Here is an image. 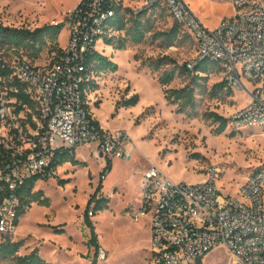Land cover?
Wrapping results in <instances>:
<instances>
[{"label": "built area", "instance_id": "built-area-1", "mask_svg": "<svg viewBox=\"0 0 264 264\" xmlns=\"http://www.w3.org/2000/svg\"><path fill=\"white\" fill-rule=\"evenodd\" d=\"M231 1L234 14L210 28L187 0H81L82 8L78 4L64 20L69 35L56 62L39 65L22 51L6 62L10 81L20 84L31 104L11 95L18 87L9 88L0 76L1 237L18 226L19 189L31 178L53 177L63 152L87 146L100 159L133 157L127 132L97 125L83 96V83L94 78L85 57L106 32L109 2L135 14L164 6L194 42L188 69L213 63L227 88L248 95L228 119L232 130L264 127V0ZM141 217L151 219L152 264H204L203 257L219 248L234 256V264H264V169L254 171L237 194L222 195L213 171L197 183H177L151 164L134 212L135 221ZM98 256L106 258L102 249Z\"/></svg>", "mask_w": 264, "mask_h": 264}, {"label": "rangeland", "instance_id": "rangeland-1", "mask_svg": "<svg viewBox=\"0 0 264 264\" xmlns=\"http://www.w3.org/2000/svg\"><path fill=\"white\" fill-rule=\"evenodd\" d=\"M80 1L0 0V22L29 29L62 22ZM187 1L210 28L234 13L231 0ZM150 14L154 31L143 43L115 49L99 41L98 48L119 68L115 73H96L94 82L98 88L87 89L88 94L96 97L86 95L94 105L98 101V107L102 102L96 116L105 130L127 132L133 148L132 159L115 158L112 171L103 179L101 173L107 160L98 158L90 147L84 146L73 150L81 165L69 162L58 167L53 177L38 180L34 190L43 191L51 204L33 203L10 235L13 241H24L21 255L38 249L40 256L51 264H92L95 248L90 245L92 232L85 221V210L90 196L102 182L101 194L109 198V208L94 216L89 214L100 249L106 255L105 259L98 256L97 264H152L151 219L134 220L145 168L154 164L177 183H197L213 171L222 195L237 194L240 185L254 171L264 169V127L237 132L228 123L224 133L216 134L217 125L203 117L205 112L213 111L229 119L236 109L248 103V95L243 91L227 95L224 90L219 97L211 96V88L222 79L216 69L209 74L208 91L198 96L200 116L189 118L179 114L176 106L168 103L158 78L173 65L165 64L160 71H153L148 65L162 58L182 65L194 58L196 48L191 38H184L181 28L178 40L167 46L163 33L175 24L173 17L161 8L153 9ZM68 35L65 25L58 47L66 46ZM54 48L49 44L35 62L53 63ZM15 55L14 51L6 50L3 59L10 63ZM188 82L185 76H177L169 87L180 88ZM134 95L139 96L136 106L118 105ZM61 179L68 182L62 184ZM202 261L234 264L235 258L219 248ZM0 264H9V261L3 260Z\"/></svg>", "mask_w": 264, "mask_h": 264}, {"label": "trees", "instance_id": "trees-1", "mask_svg": "<svg viewBox=\"0 0 264 264\" xmlns=\"http://www.w3.org/2000/svg\"><path fill=\"white\" fill-rule=\"evenodd\" d=\"M84 5V2L79 4V10ZM108 8L113 10V15L107 20L108 27L106 32L102 35L101 40L104 45H111L115 49H124L128 44H141L146 39L149 33L153 32L151 11L155 8L166 9L164 6L157 4L150 10L141 11L135 14L130 7H122V3L109 2ZM167 10V9H166ZM66 25V21L57 24H45L35 29L25 27H12L4 25L0 22V76L6 78L7 86L18 87V92L10 91L13 96H18V99L23 103L31 104L23 88L17 81H10L11 70L7 66L4 58V51L12 50L15 54L22 51L32 61L36 59L48 48L49 44L55 46L56 62L63 52L62 47L57 46L58 38L61 34L62 28ZM181 26L175 22L173 27L163 33L166 39L167 46H172L181 35ZM182 29V28H181ZM184 38L190 39L187 33H184ZM168 61V62H167ZM53 62V63H54ZM165 64L173 65L171 68L164 70L159 76L158 80L163 87L165 97L170 105L176 106V112L185 114L189 118L198 117L201 115L198 109L199 95L203 96L208 91L209 74L215 69V64L210 62H200L193 71L189 70L187 64H177L172 60L165 58L152 61L148 67L153 71H160ZM85 65L87 71L93 73L94 78L86 81L82 85L83 96L86 101L87 89H96L98 84L94 82L96 73H115L119 66L110 57L104 55L99 49H95L85 57ZM177 76H185L189 82L180 88H170L169 85L175 80ZM224 90H227V95H232L234 92L227 88L225 81L216 83L210 90L212 97H219ZM139 102V96L134 95L129 99H125L118 103L126 107L136 106ZM98 101L96 102V104ZM98 107V105H96ZM87 108L92 114L91 106L87 103ZM207 120L217 125L216 134L225 132L228 126V118L218 114L217 112L207 111L203 114ZM97 125L99 122L94 118ZM71 162L74 166L81 165L82 162L75 158L72 151L63 152L57 159L55 166H59ZM112 170V160L108 159L107 164L101 173L103 179L106 178ZM257 171V170H256ZM45 180L48 178H44ZM40 180L39 177L29 179L25 185L19 189V196L21 198V207L18 211L17 225L20 219L26 214L27 210L33 203L49 206L51 199L47 197L43 191H35L36 183ZM68 181L61 179L60 183L64 184ZM102 182L99 183L95 192L90 196L85 210V221L88 227L91 228L90 245L95 248L94 260L92 264H97L100 245L97 235L94 230V224L89 217V214L95 215L97 212L109 208V198L101 194L103 190ZM5 192H0V203ZM24 246L23 240L13 241L9 236H0V261L7 260L9 264H51L40 256L39 250L34 249L30 253L21 255L20 250ZM197 264H201L198 261Z\"/></svg>", "mask_w": 264, "mask_h": 264}, {"label": "crops", "instance_id": "crops-1", "mask_svg": "<svg viewBox=\"0 0 264 264\" xmlns=\"http://www.w3.org/2000/svg\"><path fill=\"white\" fill-rule=\"evenodd\" d=\"M234 14V13H233ZM231 17V16H230ZM103 44V43H102ZM99 49V48H98ZM100 50V49H99ZM101 51V50H100ZM87 96H89V98H95L96 97V94H92V95H90V94H88L87 93ZM86 99H87V103L91 106V111H92V114H93V117L99 122V124H100V126L102 127V124H101V122H100V120L98 119V117L96 116V110H97V107L94 105V101L93 102H90V101H88V98L86 97ZM90 100V99H89ZM97 102V101H96ZM95 102V103H96ZM117 103V101H113V105H115ZM101 105H102V102L100 103V106L99 107H101ZM98 107V108H99ZM80 148H82V147H79L78 149H80ZM69 163V162H68ZM68 163H65V164H63V165H68ZM71 166V165H70ZM60 167V166H59ZM72 167V166H71ZM113 167H114V159L112 160V169H113ZM112 171V170H111ZM144 171V170H143ZM103 190H104V188H103Z\"/></svg>", "mask_w": 264, "mask_h": 264}]
</instances>
